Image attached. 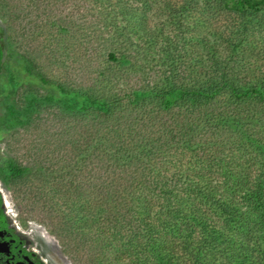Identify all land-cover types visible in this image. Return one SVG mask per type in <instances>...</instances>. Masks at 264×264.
<instances>
[{"label": "trees", "instance_id": "16d2710c", "mask_svg": "<svg viewBox=\"0 0 264 264\" xmlns=\"http://www.w3.org/2000/svg\"><path fill=\"white\" fill-rule=\"evenodd\" d=\"M89 1L78 17L68 10L43 26L45 48L61 49L49 54L55 62L98 58L91 80L40 74L48 94H24L31 107L58 105L71 117L79 148L65 159L82 185L67 167L34 175L50 184L75 254L95 251L94 264H264V40L255 53L251 35L264 27V0ZM154 4L172 30L151 24ZM213 4L239 12L240 30L215 29ZM98 40L102 53L91 47ZM7 51L0 36V73ZM9 109L22 121L33 112L14 100ZM95 158L119 174L108 199L87 186L83 163Z\"/></svg>", "mask_w": 264, "mask_h": 264}, {"label": "rangeland", "instance_id": "374dc122", "mask_svg": "<svg viewBox=\"0 0 264 264\" xmlns=\"http://www.w3.org/2000/svg\"><path fill=\"white\" fill-rule=\"evenodd\" d=\"M5 1V6L0 10L2 28L0 36L6 37L8 48L6 68L0 73V191L11 203L10 207L16 214L15 219L23 232L21 235L30 243L31 248L42 256L45 264H94L95 251L82 250L81 253L75 254L72 245L77 238L69 239L72 237L67 232L70 224L62 218V213H59L54 193L50 192V184L34 175L37 172L42 177L67 167L74 171L72 179L76 178L82 185V171H76L78 168L70 160L65 159L68 151L75 152V147L79 148L76 141L74 144L71 143L73 129L70 131L68 127L66 128L71 117L65 115L58 105L50 107L43 103L31 107L29 100L27 101L28 97L24 95L32 92L43 96L48 94L51 86L43 83L40 74L52 80L69 78L73 83L83 79L91 80L88 70L96 66L94 61L98 58L81 56L78 62L69 61L67 65L55 62L54 57L49 54H60L61 49L56 47L55 51L49 53V48H45L47 39L45 40L43 22L48 16L51 19H58L68 10H71L76 18L79 16L80 7L89 8L94 4L89 0ZM156 4L147 12L153 20L151 24L162 22L167 25L166 30H172L171 22ZM211 8L213 9L209 13L215 29L228 34L240 30L242 17L239 12L231 10L229 14L225 9L216 7V4ZM7 11L11 13L10 18ZM67 35L68 33H65V36ZM251 35L257 44L255 53H260L264 27H254ZM91 47L100 53L105 50L103 42L99 40ZM259 63L264 67V58ZM239 72L246 73L247 69L239 68ZM151 73L154 74V71ZM14 76L19 82L12 87L10 79ZM12 100L19 102L21 111H26V107L33 111L28 118H24L25 121L20 119L19 114L15 113L12 116L9 114L8 107L11 106ZM83 132L81 127L76 138L82 141L80 135ZM59 138L62 141L58 143ZM12 161L26 167L28 169L26 173L18 176L7 170V164ZM48 164L51 173L48 171ZM83 166L86 167L87 186L92 194L110 198L111 193L107 188L112 179L115 181L119 179L117 169L108 166V163L101 164L96 158L94 161H88L86 165L83 163ZM64 181L59 179L61 185ZM114 185L116 186V183ZM57 196L60 197V193Z\"/></svg>", "mask_w": 264, "mask_h": 264}, {"label": "flooded vegetation", "instance_id": "af4514ba", "mask_svg": "<svg viewBox=\"0 0 264 264\" xmlns=\"http://www.w3.org/2000/svg\"><path fill=\"white\" fill-rule=\"evenodd\" d=\"M0 194V264H45L42 256L21 235L15 214L5 204L1 191Z\"/></svg>", "mask_w": 264, "mask_h": 264}, {"label": "bare ground", "instance_id": "6f19581e", "mask_svg": "<svg viewBox=\"0 0 264 264\" xmlns=\"http://www.w3.org/2000/svg\"><path fill=\"white\" fill-rule=\"evenodd\" d=\"M4 200H5V204L7 205V206H11V203L8 201V199H6V197L4 196ZM20 229V228H19Z\"/></svg>", "mask_w": 264, "mask_h": 264}, {"label": "built area", "instance_id": "2783aa9c", "mask_svg": "<svg viewBox=\"0 0 264 264\" xmlns=\"http://www.w3.org/2000/svg\"><path fill=\"white\" fill-rule=\"evenodd\" d=\"M10 209H11V211H12V213H13V210H12V207H9ZM16 215V214H15Z\"/></svg>", "mask_w": 264, "mask_h": 264}]
</instances>
